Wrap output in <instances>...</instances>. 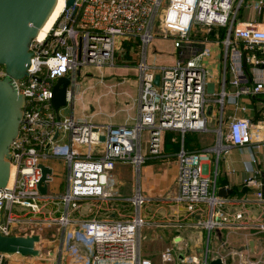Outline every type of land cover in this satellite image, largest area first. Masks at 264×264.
<instances>
[{"label": "built area", "instance_id": "2783aa9c", "mask_svg": "<svg viewBox=\"0 0 264 264\" xmlns=\"http://www.w3.org/2000/svg\"><path fill=\"white\" fill-rule=\"evenodd\" d=\"M244 2L249 4V0H76L75 14L74 7L67 6L43 40L33 39L27 75L12 79L25 103L19 133L10 145L12 178L5 187H0V233L39 234L41 220L33 217L41 214L44 199L50 196L39 189L42 158L53 157L67 163V189L59 196L65 212L58 220L67 229L75 224L72 213L82 199L108 197L109 176L116 163H133L139 170L148 158L162 154L166 131L185 134L208 128L205 113L208 71L203 64L205 52H194V30L226 28L224 43L226 57L229 48L233 54L230 69L235 75L232 82L236 86L235 95L264 98V77L250 85L245 83L241 70L239 45L247 51L264 45V28L255 22L244 25L236 22ZM253 2L258 10L264 6V0ZM157 27L163 29V37L173 39L177 49L184 48L187 56H181L173 65H149L147 48ZM126 43L139 50L140 56L137 63L139 108L133 123L96 124L74 114L63 116L64 106L55 109L52 98L61 77L70 79L67 104L72 103L80 92L81 69L115 66L117 53L123 51ZM157 74L160 75L158 85ZM6 76L5 67L0 65V79ZM225 93L221 94V102ZM235 109L246 111L247 108L235 101ZM251 127L248 118L234 116L226 131L220 128L217 144L212 148L217 160L230 147L250 144ZM145 131L147 140H144ZM101 136L105 139L101 140ZM204 155L182 147L176 156L177 193L173 199L188 215V222L182 225L205 227L209 231L240 226L244 212L230 214L215 210L227 200L217 195L216 178L203 161ZM250 182L260 185L255 178ZM257 194L264 202V193L260 190ZM128 201L136 208L133 216L93 217L77 223L72 237L89 250L90 264H153L141 255V228L147 223L142 208L149 199L138 190ZM200 204L210 206V218L193 221L195 214L202 211ZM259 227L264 229V224ZM8 255L0 254V264H7ZM177 258L171 246L161 252L162 264L173 263ZM208 259L202 264H209ZM192 264L200 263L193 258Z\"/></svg>", "mask_w": 264, "mask_h": 264}, {"label": "crops", "instance_id": "0c3cea01", "mask_svg": "<svg viewBox=\"0 0 264 264\" xmlns=\"http://www.w3.org/2000/svg\"><path fill=\"white\" fill-rule=\"evenodd\" d=\"M253 1L249 0V4L244 2L238 11L236 22L242 25L255 22L264 28V6L258 10ZM223 29H225V34H222ZM226 37L227 29L224 27L198 28L192 34L194 52L195 50L205 52L203 64L208 71L205 107L208 128L205 131H189L185 134L176 130L166 131L162 154L159 157L148 158L139 170L133 163L120 162L138 170L137 187L129 178L121 176L118 170L119 162L116 163L109 176L115 185L112 190H108L107 198L82 199L79 207L72 213L75 224L67 229L60 226L57 229L58 232H51V236L38 232L41 236L40 242L36 245L40 251L39 256L11 254L7 256V264H90L89 250L72 237L77 223L93 217L114 219L129 217L121 213V207L124 201L133 197L138 190L149 199L148 203L155 202L156 204L152 217L146 216V224H149L155 231L150 240L161 239L164 242L158 256L143 255L142 228L144 226L141 228V255L150 259L153 264H162L161 252L168 246L173 247L178 256L175 262L169 264H192L193 258L202 264L206 257L209 258V264L212 259L216 258H222L223 264H264V229L259 227L260 224H264V202L258 198L257 194L260 190L264 193V98L253 95L239 97L235 95L236 86L232 83L235 75L230 69L233 54L229 48L228 57H226L224 43ZM239 49L242 52V74L247 80L245 83L252 85L256 80L264 77V45L255 47L253 51H247L240 44ZM177 50L178 59L181 56H187L184 48ZM244 52L248 53L246 70L243 68L242 60ZM137 53V49H132L131 45L126 43L124 50L117 53L116 64L125 67L129 64L137 65L140 57ZM133 56H138L135 62L132 60ZM137 83L139 93L138 78ZM223 91L226 93L224 102H221ZM235 101L245 106L246 111L236 110ZM126 103L129 104V102ZM134 107H136V115L129 114L125 122L120 125L135 121L138 115L139 95ZM234 116L245 117L251 121L252 141L243 147H230L217 160V155L212 148L217 144L218 130L222 128L226 131ZM182 147L205 154L203 161L207 164L213 178H216L217 195L227 200L223 205H217L215 210L222 209L230 214L237 211L244 212L240 226H224L209 231L205 227L182 225L188 222V215L183 206L173 199L177 193L178 162L176 156ZM44 164L53 170L52 179L48 185V195L52 197L44 199L41 214L46 217L40 220L44 226L45 219L50 217L60 225L58 220L65 211L56 206L60 201L62 202L60 197L65 194L67 187L62 195L56 194L61 184L55 181L54 167ZM140 176H142L141 179ZM251 178H255L260 185L250 182ZM221 187L230 188L233 192L228 193L227 196H220L218 190ZM199 207L202 211L195 214L193 221L208 220L211 215L210 206L200 204ZM43 226H38V231ZM235 235L238 237L236 238ZM212 240L216 244L214 247H212ZM251 240L256 242L254 251L246 247Z\"/></svg>", "mask_w": 264, "mask_h": 264}, {"label": "water", "instance_id": "95a60500", "mask_svg": "<svg viewBox=\"0 0 264 264\" xmlns=\"http://www.w3.org/2000/svg\"><path fill=\"white\" fill-rule=\"evenodd\" d=\"M56 0H0V65L5 67L7 76L0 79V187L8 184L11 173L10 145L19 133L22 108L25 98L16 89L12 79L23 78L31 61L30 50L33 39L36 38L39 27L54 6ZM76 0H66L68 7H74ZM248 53H243V68L248 66ZM155 83H160L157 74ZM70 84L68 77H61L54 88L52 103L56 110L67 104V89ZM58 136V131L55 137ZM101 140L105 136L100 137ZM43 176L39 184L42 194H48V185L52 179L53 170L41 164ZM233 190L221 187L220 196H227ZM39 234L4 235L0 233V254H21L22 256H39L37 243ZM256 242L251 240L246 246L255 250ZM210 264H223L222 258L212 259Z\"/></svg>", "mask_w": 264, "mask_h": 264}, {"label": "rangeland", "instance_id": "374dc122", "mask_svg": "<svg viewBox=\"0 0 264 264\" xmlns=\"http://www.w3.org/2000/svg\"><path fill=\"white\" fill-rule=\"evenodd\" d=\"M118 50L121 49L118 44ZM124 50V46L122 47ZM139 54V50L138 53ZM119 55V54H118ZM178 50L174 47L172 38L163 37V29L157 27L155 30V37L147 48V61L149 65H171L178 59ZM138 56H133L132 60L135 62ZM118 63V62H117ZM138 68L137 65L129 64L125 66L114 67H95L88 66L81 69V74L78 75V83L80 92L76 95L74 102L68 103L64 106L62 111L63 116H70L74 114L76 118H88L93 122L99 124H116L124 123L130 115H136V107L134 104L138 99ZM126 102H129L127 104ZM210 134V133H208ZM144 140H147V132H144ZM145 152L148 151L146 142L144 143ZM41 162L52 165L54 167L55 181L60 183L59 190L56 194L62 195L66 188L67 177V163L58 158H42ZM118 170L121 176L129 178L137 187L139 182L138 170L132 169L130 165L120 163ZM142 175V169H141ZM142 176H140V179ZM112 178H109L108 190H112ZM155 202L147 203L142 208V214L146 219L152 217ZM56 207L65 211V204L59 202ZM125 215L133 216L136 214V208L132 206L131 202L125 200L121 207ZM46 216L43 214L33 217L35 220ZM55 217V216H53ZM48 218V217H47ZM43 222H39L38 226H43ZM61 225L50 217L46 220L39 233L51 236V232H58L57 229ZM155 231L146 224L142 228V251L146 256H158L164 242L162 240L151 241V237ZM40 235V234H39ZM237 238L238 236L235 235ZM39 243V242H38ZM37 243V244H38ZM216 244L212 240V247ZM45 251V250H44ZM148 253H152L151 255ZM32 257V256H31ZM30 258V257H29Z\"/></svg>", "mask_w": 264, "mask_h": 264}, {"label": "bare ground", "instance_id": "6f19581e", "mask_svg": "<svg viewBox=\"0 0 264 264\" xmlns=\"http://www.w3.org/2000/svg\"><path fill=\"white\" fill-rule=\"evenodd\" d=\"M67 5L66 0H56L54 6L46 17L44 23L39 27L36 37L43 40L50 30L53 28L54 24L61 17L62 13L65 11ZM13 169H11L10 179L12 178ZM11 181V180H10ZM9 181V182H10Z\"/></svg>", "mask_w": 264, "mask_h": 264}, {"label": "trees", "instance_id": "16d2710c", "mask_svg": "<svg viewBox=\"0 0 264 264\" xmlns=\"http://www.w3.org/2000/svg\"><path fill=\"white\" fill-rule=\"evenodd\" d=\"M223 33L222 34H225V29H223V31H222Z\"/></svg>", "mask_w": 264, "mask_h": 264}]
</instances>
